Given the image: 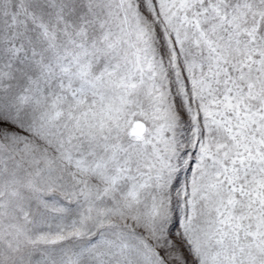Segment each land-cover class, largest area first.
Masks as SVG:
<instances>
[{
  "label": "snow or ice",
  "instance_id": "obj_1",
  "mask_svg": "<svg viewBox=\"0 0 264 264\" xmlns=\"http://www.w3.org/2000/svg\"><path fill=\"white\" fill-rule=\"evenodd\" d=\"M0 264H264V0H0Z\"/></svg>",
  "mask_w": 264,
  "mask_h": 264
}]
</instances>
